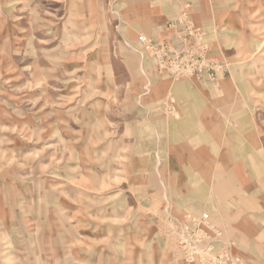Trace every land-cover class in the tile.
<instances>
[{
    "label": "rangeland",
    "instance_id": "rangeland-1",
    "mask_svg": "<svg viewBox=\"0 0 264 264\" xmlns=\"http://www.w3.org/2000/svg\"><path fill=\"white\" fill-rule=\"evenodd\" d=\"M113 1L0 0V264H264V174L229 169L240 203L218 206L212 178L196 177L204 192L184 210L168 192L177 179L165 176L175 140L154 128L155 144L143 143V126L177 118L190 88L206 91L238 154L246 129L264 149V0L233 8L248 43L232 62L220 45L211 53L190 5L177 14L202 31L206 60L222 66L215 79L161 70L139 40L185 47L175 17L173 35L110 43ZM226 142L208 156L227 154Z\"/></svg>",
    "mask_w": 264,
    "mask_h": 264
},
{
    "label": "crops",
    "instance_id": "crops-1",
    "mask_svg": "<svg viewBox=\"0 0 264 264\" xmlns=\"http://www.w3.org/2000/svg\"><path fill=\"white\" fill-rule=\"evenodd\" d=\"M241 1L244 0H114L112 3V21H109V24L106 25V30L108 27L109 39H111L109 42L120 49H124V41H131L135 44L136 34L139 33L148 34L153 37L173 35L174 29L167 28V22L175 17L184 6L190 5L193 20L207 33L205 41L209 45L211 53L216 50L217 45H220L224 49L220 53L223 54V57L224 55L226 56L224 58L230 59L232 62L235 57L240 55L241 44L248 43L247 38L243 36L245 32L240 25L239 16L233 11L236 5L239 8ZM166 92L163 89L159 96H164ZM182 92L185 95V98H183L185 103L180 106V115L177 118H173L165 123L159 121L153 125L150 124V126H143L145 133L143 136L144 145L155 144L153 140L157 132L159 131V134L162 135L166 129L170 138L176 142L177 150H174L176 153L172 155L170 165L167 166L168 172H165V176L177 179L179 190H176L174 187L168 190V192H171L173 203L176 207L184 210H192L198 207V201L196 202L194 198L196 194L200 196L199 194L204 192L205 185L203 181L198 183L195 178L200 177V180H202L201 178L205 177L208 180L211 177L214 186V198L220 200L227 197L229 198L228 203L239 205L240 202L235 198V195L241 188L235 186V182L231 177L225 181L223 176L227 175V171L229 173V169H233L234 167L236 170L233 169L229 174L241 175L240 170L242 168L250 171L252 165L250 160L254 157L255 150L256 158L263 159V146L261 143H258L259 141H256L255 137H253L254 135H248L249 131L246 129V120L243 119L238 128L246 129L243 134L244 140H246L244 142L246 153L242 152L240 154L239 152L238 154L237 149L239 150V148L236 146L237 142L234 140L235 135H233V132L231 131V134L222 133L221 128L224 130V127L220 125L219 121L215 125L213 118L216 116V111H214L213 107H209L207 100L204 99L206 91L184 88ZM151 94L144 95V99L149 102ZM174 94L180 96L178 92ZM225 94L231 95L232 92H225ZM198 97L201 100L198 101ZM223 108L225 109L224 105ZM236 112L239 111L236 110ZM224 117L226 119V116ZM242 118H247V116ZM154 128L158 131L153 136L152 129ZM181 137L185 142L187 141L186 144L189 146L188 153L186 152L188 157H183L182 153H179L183 141ZM226 139L228 140L226 146L229 147L227 154L208 156L206 151H208L209 145L210 152L216 144L221 146L218 148L221 150L225 147L224 141ZM250 142L255 143L254 146ZM258 144L260 146H257ZM197 146L200 147L201 153L193 151V148ZM249 147L253 149V155H249ZM255 147L256 149L254 150ZM259 147L261 148V154L259 153ZM258 154L261 157H258ZM153 159H151L150 168L152 172L151 176L155 177ZM183 159L187 164L183 163ZM242 161H245L246 165L239 163ZM235 162H238V164ZM250 174L253 177L256 175L253 171ZM247 188V186H243V191H248ZM180 192L185 198L182 199L178 195ZM225 194L227 195L224 196ZM216 206L218 205L216 204Z\"/></svg>",
    "mask_w": 264,
    "mask_h": 264
},
{
    "label": "built area",
    "instance_id": "built-area-1",
    "mask_svg": "<svg viewBox=\"0 0 264 264\" xmlns=\"http://www.w3.org/2000/svg\"><path fill=\"white\" fill-rule=\"evenodd\" d=\"M170 26L178 28L181 31V36L184 35V38L180 39V43L185 47L180 49L174 44L139 36V40L145 49L147 48L155 54L159 68L161 70L167 69L177 77L195 76L200 78L206 75L208 78L215 79L216 73L221 71L222 66L217 62L206 60V43L200 41L203 38L202 31L193 24L189 13L183 11L175 16L170 21ZM190 40H197L195 51L192 47L195 43L190 42ZM203 217L206 218V215Z\"/></svg>",
    "mask_w": 264,
    "mask_h": 264
},
{
    "label": "bare ground",
    "instance_id": "bare-ground-1",
    "mask_svg": "<svg viewBox=\"0 0 264 264\" xmlns=\"http://www.w3.org/2000/svg\"><path fill=\"white\" fill-rule=\"evenodd\" d=\"M257 146H260V144H258ZM259 150H260V147H259ZM251 162H252V165H251V169H250V172H252L253 171V173H255V174H260V171L264 174V162L262 163L260 160H259V162H261V163H256L255 162V160H253L252 161V159L250 160ZM251 164V163H250ZM255 180H257V177H255ZM257 181H260V180H257ZM245 187V186H244ZM248 188H247V190H249V187L250 186H247ZM260 189H262V187H260ZM259 189V190H260ZM218 201L216 200V203H217ZM217 205H219L218 203H217ZM219 209V208H218Z\"/></svg>",
    "mask_w": 264,
    "mask_h": 264
}]
</instances>
